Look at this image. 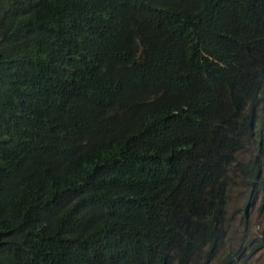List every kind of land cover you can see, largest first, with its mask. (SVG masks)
Masks as SVG:
<instances>
[{
	"label": "trees",
	"instance_id": "1",
	"mask_svg": "<svg viewBox=\"0 0 264 264\" xmlns=\"http://www.w3.org/2000/svg\"><path fill=\"white\" fill-rule=\"evenodd\" d=\"M260 108L264 0H0V264H211Z\"/></svg>",
	"mask_w": 264,
	"mask_h": 264
},
{
	"label": "rangeland",
	"instance_id": "2",
	"mask_svg": "<svg viewBox=\"0 0 264 264\" xmlns=\"http://www.w3.org/2000/svg\"><path fill=\"white\" fill-rule=\"evenodd\" d=\"M262 104V103H261ZM256 136L237 157L258 159L260 178L254 191L244 176L238 175L228 192L224 245L211 264H264V108L258 111ZM262 137L259 139L258 132Z\"/></svg>",
	"mask_w": 264,
	"mask_h": 264
},
{
	"label": "clouds",
	"instance_id": "3",
	"mask_svg": "<svg viewBox=\"0 0 264 264\" xmlns=\"http://www.w3.org/2000/svg\"><path fill=\"white\" fill-rule=\"evenodd\" d=\"M260 120H258L259 122ZM256 129V128H255ZM259 135V134H258ZM256 136V134H255ZM261 137H262V134H261ZM261 137H258L259 139ZM252 140V139H251ZM242 151L238 152V153H241ZM238 153L236 154V157L238 155ZM237 159L239 160V158L237 157ZM241 161V160H239ZM242 162H245V161H242ZM246 162H251V165L254 166L253 168V173L251 174H246V173H243V172H237L234 176H233V180L231 181L229 187H228V191L227 193L229 192V189H230V186L234 183L235 181V178H237L238 175H241V176H244L246 178V180L251 184V187H250V190L254 191V189L256 188L255 185L253 184H256L257 183V180L260 178V162L258 161V159H254V160H251V161H246ZM263 182H264V178H263ZM264 189V187L260 186L257 188V190H262ZM227 208V207H226Z\"/></svg>",
	"mask_w": 264,
	"mask_h": 264
}]
</instances>
